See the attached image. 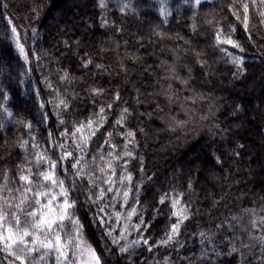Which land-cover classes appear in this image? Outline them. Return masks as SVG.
<instances>
[{
	"label": "trees",
	"instance_id": "16d2710c",
	"mask_svg": "<svg viewBox=\"0 0 264 264\" xmlns=\"http://www.w3.org/2000/svg\"><path fill=\"white\" fill-rule=\"evenodd\" d=\"M38 154L100 264H264V2L0 0V195Z\"/></svg>",
	"mask_w": 264,
	"mask_h": 264
},
{
	"label": "snow or ice",
	"instance_id": "6c2138e0",
	"mask_svg": "<svg viewBox=\"0 0 264 264\" xmlns=\"http://www.w3.org/2000/svg\"><path fill=\"white\" fill-rule=\"evenodd\" d=\"M199 2L200 0H197V3ZM244 11L246 27L247 5H244ZM13 32H15V29H13ZM109 107L111 106L109 105ZM103 112L104 109L101 108L100 113ZM122 119L123 117H121ZM93 123V121H89L88 127H91ZM117 123L119 124L120 121H117ZM81 128H77L76 131L80 132ZM72 135L75 136V133ZM128 135L132 136L133 133L129 132ZM87 139L84 138L78 142L77 147L87 143ZM61 147L63 148L64 146L61 145ZM125 154L130 155L131 153ZM71 155L72 153L66 152L62 159H67ZM109 155L111 156L112 154L109 153ZM81 161L82 158L73 164V168L80 166L77 171V176L84 174V165H82ZM36 162L37 164L48 163L49 165L48 172L41 171L38 174L43 181L40 188L48 190H34V180L31 170H28V174H22L19 177L23 184V189L18 198L0 195V251L6 252L8 256L13 258L10 264H15V261H19V264H30V261L36 260L33 254L40 253L41 251H43V254L40 256L39 261H36V264H42L51 253H56L57 264H86V256L90 258L92 264H100V258L96 255L95 250L86 245L83 240L79 221L72 219L71 209L74 207V204L68 199V190L64 187L63 181L55 176V162L46 161L39 154ZM108 163L110 167L111 162L109 161ZM100 171L104 172L105 169L101 168ZM5 179H7V174H5ZM126 179L131 181V176H127ZM109 182L105 181V183ZM53 188H58L59 192L54 194L51 191ZM107 191L111 192L113 189L109 187ZM128 195L129 193L127 191L123 193L125 200ZM103 196L104 191L102 190L97 200L103 199ZM161 203H163V199ZM13 208H15L14 212L11 211ZM134 212L135 210H133V214ZM101 222L103 223V221ZM67 223H71L75 229L74 233L64 230ZM261 224H264V220L261 221ZM253 226H256L255 221H253ZM178 227V225H173V233L178 230ZM171 239L172 237L169 236V240ZM144 243L146 244L147 241L145 240ZM125 250L124 248L121 249V251Z\"/></svg>",
	"mask_w": 264,
	"mask_h": 264
},
{
	"label": "rangeland",
	"instance_id": "374dc122",
	"mask_svg": "<svg viewBox=\"0 0 264 264\" xmlns=\"http://www.w3.org/2000/svg\"><path fill=\"white\" fill-rule=\"evenodd\" d=\"M85 260H86V264H92L89 257L86 256Z\"/></svg>",
	"mask_w": 264,
	"mask_h": 264
}]
</instances>
